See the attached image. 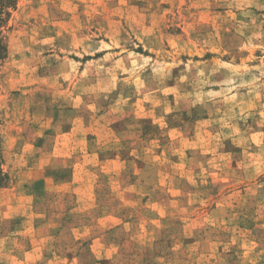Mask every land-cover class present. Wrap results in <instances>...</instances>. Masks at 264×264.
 Listing matches in <instances>:
<instances>
[{
  "label": "rangeland",
  "instance_id": "rangeland-1",
  "mask_svg": "<svg viewBox=\"0 0 264 264\" xmlns=\"http://www.w3.org/2000/svg\"><path fill=\"white\" fill-rule=\"evenodd\" d=\"M0 264H264V0H9Z\"/></svg>",
  "mask_w": 264,
  "mask_h": 264
},
{
  "label": "trees",
  "instance_id": "trees-1",
  "mask_svg": "<svg viewBox=\"0 0 264 264\" xmlns=\"http://www.w3.org/2000/svg\"><path fill=\"white\" fill-rule=\"evenodd\" d=\"M9 3V0H0V22L2 21L1 15L3 13L4 8ZM3 50L2 46H0V52ZM2 178V176H0ZM1 185V182H0Z\"/></svg>",
  "mask_w": 264,
  "mask_h": 264
}]
</instances>
